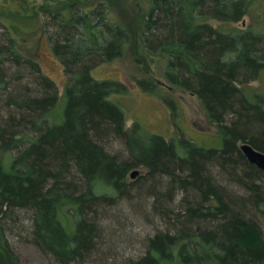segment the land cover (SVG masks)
<instances>
[{"label":"trees","instance_id":"1","mask_svg":"<svg viewBox=\"0 0 264 264\" xmlns=\"http://www.w3.org/2000/svg\"><path fill=\"white\" fill-rule=\"evenodd\" d=\"M28 1L4 17L48 18L44 33L67 79L65 105L55 117V84L2 21L0 264H18L9 243L17 237L50 264H109L104 257L115 256L102 237L119 199L153 227L140 256L123 264H264V171L239 150L242 142L264 153V88H249L264 78V30L225 26L261 0H151L143 17L140 46L164 57V80L196 95L221 134V147L208 149L145 135L137 124L124 129L109 99L124 86L91 70L121 58L132 34L101 5L36 12ZM137 84L152 93L151 81ZM226 114L235 119L226 123ZM136 167L145 179L128 186L125 175Z\"/></svg>","mask_w":264,"mask_h":264},{"label":"rangeland","instance_id":"2","mask_svg":"<svg viewBox=\"0 0 264 264\" xmlns=\"http://www.w3.org/2000/svg\"><path fill=\"white\" fill-rule=\"evenodd\" d=\"M151 0H29V6L35 11L50 8L52 12L67 13L70 9L77 12L88 10L96 6L105 9L109 19L122 25L132 34L131 42L125 48L121 58L110 62L99 63L91 70V75L97 80H111L122 84L123 92L112 94L109 99L122 110L124 129L129 130L134 124L141 128L143 134H157L167 141L178 138L186 139L202 148H220L221 134L205 114L200 100L196 95L168 84L163 77L165 60L162 55L150 56L140 46L139 35L143 29V17L147 12ZM20 10L19 0H0L1 22L8 26L10 36L25 57L34 59L42 72L55 84L58 91L56 116L64 109L65 99L62 97L67 82L60 62L52 55L47 35L44 30L51 31L46 25L48 18L40 12L35 16L21 20L19 17H4L5 14ZM209 23L218 27L221 23L210 20ZM253 26L264 30V0L255 4L249 13L237 23H227V27L244 28ZM13 30V31H12ZM152 82V93L143 91L137 80ZM264 88V78L253 81L249 88ZM235 119L232 114L225 115V122ZM113 151H120V147H113ZM137 171L134 178L131 172ZM146 170L142 167L131 168L127 171L124 182L126 185L145 179ZM110 214L117 217L105 230L102 240L110 246V253L114 260L104 259L109 264H123L122 261L136 260L142 252V243L147 235L153 234V227L138 213L131 209L122 199L117 200L111 208ZM150 214V213H145ZM24 215L21 220H24ZM158 229L164 228L158 225ZM264 226L261 227L264 235ZM18 264H50L48 257L33 243L19 239H10Z\"/></svg>","mask_w":264,"mask_h":264},{"label":"water","instance_id":"3","mask_svg":"<svg viewBox=\"0 0 264 264\" xmlns=\"http://www.w3.org/2000/svg\"><path fill=\"white\" fill-rule=\"evenodd\" d=\"M239 150L250 165L264 171V153L255 150L248 143L239 144ZM136 174L137 171L134 170L130 178H134Z\"/></svg>","mask_w":264,"mask_h":264},{"label":"bare ground","instance_id":"4","mask_svg":"<svg viewBox=\"0 0 264 264\" xmlns=\"http://www.w3.org/2000/svg\"><path fill=\"white\" fill-rule=\"evenodd\" d=\"M242 142H240V144H241ZM263 153V152H262Z\"/></svg>","mask_w":264,"mask_h":264}]
</instances>
